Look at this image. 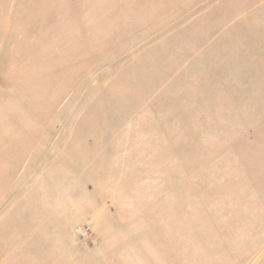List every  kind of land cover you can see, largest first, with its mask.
<instances>
[{
  "label": "rangeland",
  "instance_id": "1",
  "mask_svg": "<svg viewBox=\"0 0 264 264\" xmlns=\"http://www.w3.org/2000/svg\"><path fill=\"white\" fill-rule=\"evenodd\" d=\"M0 264H264V0H0Z\"/></svg>",
  "mask_w": 264,
  "mask_h": 264
}]
</instances>
